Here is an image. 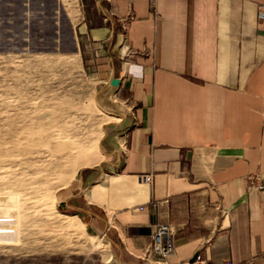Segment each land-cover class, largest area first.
<instances>
[{
  "label": "crops",
  "instance_id": "obj_1",
  "mask_svg": "<svg viewBox=\"0 0 264 264\" xmlns=\"http://www.w3.org/2000/svg\"><path fill=\"white\" fill-rule=\"evenodd\" d=\"M23 4L106 63L99 101L129 120L112 170L85 189L92 232L122 264H158L149 246L159 223L174 230L164 264L198 254L206 264H264V0Z\"/></svg>",
  "mask_w": 264,
  "mask_h": 264
},
{
  "label": "rangeland",
  "instance_id": "obj_2",
  "mask_svg": "<svg viewBox=\"0 0 264 264\" xmlns=\"http://www.w3.org/2000/svg\"><path fill=\"white\" fill-rule=\"evenodd\" d=\"M50 21L0 0V264H122L83 208L129 120L99 101L106 63ZM110 102L122 106L114 93Z\"/></svg>",
  "mask_w": 264,
  "mask_h": 264
},
{
  "label": "built area",
  "instance_id": "obj_3",
  "mask_svg": "<svg viewBox=\"0 0 264 264\" xmlns=\"http://www.w3.org/2000/svg\"><path fill=\"white\" fill-rule=\"evenodd\" d=\"M149 4L151 7H154L156 4V0H149ZM124 23L122 24L123 29L127 28L126 20H122ZM149 176H142L143 180H148ZM252 184L262 188V182L259 175H256L251 178ZM140 210L143 207H139ZM175 252V240H174V230L170 224L159 223L155 224L151 230V244L149 246V254L150 259L154 263L164 264L169 256H171ZM171 264V263H169ZM185 264H206L205 260L201 258L198 254L192 259L190 262H186ZM226 264H232L231 262H226Z\"/></svg>",
  "mask_w": 264,
  "mask_h": 264
},
{
  "label": "water",
  "instance_id": "obj_4",
  "mask_svg": "<svg viewBox=\"0 0 264 264\" xmlns=\"http://www.w3.org/2000/svg\"><path fill=\"white\" fill-rule=\"evenodd\" d=\"M118 83H119V80L117 78H114L111 80V84H113V85H118ZM195 256L196 255H194L193 259L195 258Z\"/></svg>",
  "mask_w": 264,
  "mask_h": 264
}]
</instances>
